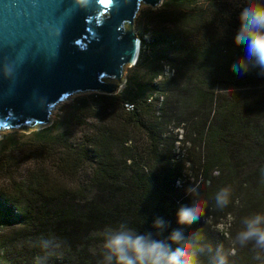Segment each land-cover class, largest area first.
I'll list each match as a JSON object with an SVG mask.
<instances>
[{"label": "trees", "instance_id": "obj_1", "mask_svg": "<svg viewBox=\"0 0 264 264\" xmlns=\"http://www.w3.org/2000/svg\"><path fill=\"white\" fill-rule=\"evenodd\" d=\"M229 1L162 2L153 13L159 28L140 42L132 67L144 76L116 94L76 99L67 119L78 138H64L53 122L2 139L1 175L14 153L25 160L31 153L32 166L21 182L0 188V264H37L40 241L52 237L60 244L46 264H100L106 227L155 232L156 217L169 223L164 236L198 230L213 252L231 253L229 264H259L252 245L240 247L235 236L243 218L264 213V75L232 70L244 55L232 39L243 7ZM224 187L230 202L219 209L215 194ZM191 198L205 214L179 226L176 210ZM201 264H211V254Z\"/></svg>", "mask_w": 264, "mask_h": 264}, {"label": "water", "instance_id": "obj_2", "mask_svg": "<svg viewBox=\"0 0 264 264\" xmlns=\"http://www.w3.org/2000/svg\"><path fill=\"white\" fill-rule=\"evenodd\" d=\"M161 2L0 0V132L48 127L72 95L119 92L139 52L133 19Z\"/></svg>", "mask_w": 264, "mask_h": 264}, {"label": "clouds", "instance_id": "obj_3", "mask_svg": "<svg viewBox=\"0 0 264 264\" xmlns=\"http://www.w3.org/2000/svg\"><path fill=\"white\" fill-rule=\"evenodd\" d=\"M238 21L239 28L232 39L235 45L243 48L244 55L232 65V70L237 74H246L255 68L258 74L264 75V0H248L239 11ZM187 192L192 197L194 189L190 187ZM230 197V189L221 188L215 194L216 207H227ZM204 214L205 205L199 199L191 198L176 210V224L190 226L199 222ZM242 224L235 243L240 247L251 244L254 259L264 264V213L245 217ZM151 227L156 231H136L126 223L106 227L101 234L100 264H201V256L205 253L211 254V264H229L231 253H225L221 246L213 252L211 245L202 242L198 230L186 237L181 227H177L164 236L169 223L163 217H156ZM59 244L55 237L41 240L39 246L45 255L38 258V264H45Z\"/></svg>", "mask_w": 264, "mask_h": 264}, {"label": "rangeland", "instance_id": "obj_4", "mask_svg": "<svg viewBox=\"0 0 264 264\" xmlns=\"http://www.w3.org/2000/svg\"><path fill=\"white\" fill-rule=\"evenodd\" d=\"M162 2H166L168 4L169 7H172L175 0H162ZM161 2V4H162ZM202 1H200V3L198 2V4H201ZM229 4L232 6L235 5V7H244V3L241 2L240 0H231L229 1ZM155 10H152L150 7L147 6H141L138 9V13L136 14V17H134L133 19V24H132V29L134 30V32L136 33V36L138 37L139 40V52L142 49V45L140 42H144L145 44H147L150 40L152 35H154L156 33V31L158 30V24L156 22L155 17L153 16V13L159 9H161V7H155ZM138 52V53H139ZM133 67V66H132ZM132 67H123V74H122V78L124 79L123 85L121 86L120 90L121 91L124 87L125 84L127 82V80H129L130 78H134V75H137L140 79H142V77L144 76V72L141 69H138L137 71H133ZM166 70V68H165ZM95 94H99L96 92H90V93H85V94H80L79 93L77 95H72L70 97H67L68 101H64V102H60L58 104V106L54 107L51 114L53 116H50L51 119V124L57 123V130L55 132H63L65 137L64 138H71V139H76L79 137L80 134V129L77 125L71 123L68 121V114L71 111V106L73 105V103L75 102L76 99L78 98H83V97H89ZM50 124V125H51ZM49 125V126H50ZM48 126V127H49ZM40 129L37 130H32L29 131L28 133H22L19 131H16V129H13L12 131H4V132H0V149H1V141L4 137L7 136H13L14 138H18L20 135H28L31 132H35L38 131ZM28 154L29 158L28 159H24L23 154L22 153H14L13 156L17 157L16 161L14 162V164L12 165L13 168L11 169V171L8 173H3L1 175L0 173V188L1 187H5L6 185H8V183L10 181H14L15 183L21 182L23 180V178L25 177V172L27 171V169L29 167H31V162H32V155L31 153H26ZM3 219H2V215L0 213V233L2 232V230L4 228H2L3 226ZM229 227L227 226V222L222 221L221 224L218 225V230H223L225 231L226 229H228ZM55 253V252H54ZM59 255V253H58ZM49 258H47L48 260ZM47 260L45 261V264L47 263ZM52 260V259H51ZM37 264H38V260H37Z\"/></svg>", "mask_w": 264, "mask_h": 264}, {"label": "built area", "instance_id": "obj_5", "mask_svg": "<svg viewBox=\"0 0 264 264\" xmlns=\"http://www.w3.org/2000/svg\"><path fill=\"white\" fill-rule=\"evenodd\" d=\"M124 108H125L126 110H131V109H132V105L129 104V103H126V104H124Z\"/></svg>", "mask_w": 264, "mask_h": 264}, {"label": "bare ground", "instance_id": "obj_6", "mask_svg": "<svg viewBox=\"0 0 264 264\" xmlns=\"http://www.w3.org/2000/svg\"><path fill=\"white\" fill-rule=\"evenodd\" d=\"M139 42V41H138Z\"/></svg>", "mask_w": 264, "mask_h": 264}]
</instances>
